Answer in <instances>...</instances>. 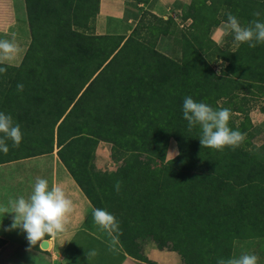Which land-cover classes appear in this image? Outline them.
<instances>
[{
	"label": "trees",
	"instance_id": "1",
	"mask_svg": "<svg viewBox=\"0 0 264 264\" xmlns=\"http://www.w3.org/2000/svg\"><path fill=\"white\" fill-rule=\"evenodd\" d=\"M24 1L30 43L18 66L0 65L7 68L0 73V111L19 123L23 139L18 147L7 141L9 151L0 152V164L57 148L93 208L116 217L119 230L112 234L133 258L137 241L150 235L179 242L181 248L180 242H188L204 255L223 243L230 257L246 252L243 243L258 239L257 250L250 252L264 264V145L203 148L200 127L189 131L182 111L186 96L229 108V126L242 132L233 114L242 113L237 99L243 92L264 94V44L236 47L230 41L223 48L209 33L228 13L242 25L264 21V0H192L186 15L189 36L174 39L176 58L149 45L150 36L155 40L174 32L164 26L171 19L155 18L157 25L144 26L148 42L135 37L136 26L120 46L124 38L79 31L98 13L99 0ZM257 11L259 17L253 15ZM221 61L216 72L214 64ZM172 124L179 154L165 162ZM99 141L112 144L116 162L117 154L128 158L93 188V197L70 161L84 170V159ZM137 153L153 159L150 170L142 169ZM4 243L0 239V247Z\"/></svg>",
	"mask_w": 264,
	"mask_h": 264
},
{
	"label": "crops",
	"instance_id": "2",
	"mask_svg": "<svg viewBox=\"0 0 264 264\" xmlns=\"http://www.w3.org/2000/svg\"><path fill=\"white\" fill-rule=\"evenodd\" d=\"M125 1L100 0L98 23L103 26L107 19L109 21L126 17L130 12ZM12 33L16 34L20 52L15 60L6 65L17 66L30 43L24 0H0V39L10 40ZM106 149L98 145L97 155H102ZM37 178L47 179L50 187L53 182L61 185L76 206L75 212L70 215L67 231L55 239L45 237L44 241L32 247L21 230L8 231L12 215L0 214V239L5 242L0 247V263L3 255L5 263L21 264L26 257L22 253L25 251L31 253L36 262L31 264H183V257L179 252L159 245L144 251L137 259L128 255L112 233L109 234L95 223L93 206L54 152L0 164V204H7L8 200L19 196L27 198ZM44 243L46 248L42 247ZM10 244L19 245L6 252V245ZM92 250L96 255L88 259L86 251Z\"/></svg>",
	"mask_w": 264,
	"mask_h": 264
},
{
	"label": "clouds",
	"instance_id": "3",
	"mask_svg": "<svg viewBox=\"0 0 264 264\" xmlns=\"http://www.w3.org/2000/svg\"><path fill=\"white\" fill-rule=\"evenodd\" d=\"M259 17V11L253 13ZM217 32L223 36L232 35L233 45L247 43L255 48L257 44H264V21L254 19L247 25H242L232 13L227 14V20L221 23ZM11 39H0V65L10 64L20 52L16 43V34H11ZM222 63V61H221ZM6 67H0V73H5ZM220 73H217L219 75ZM24 85L17 84V91L22 92ZM183 118L188 122L189 131L199 126L201 136L199 138L203 148H211L223 151L226 147L235 149L245 140L246 134L229 126L232 111L229 108H213L205 102H197L191 96H186L183 101ZM23 139V133L19 123L14 122L11 114L0 111V152L7 154L8 140L13 146H19ZM178 151H169L166 158L173 160ZM122 181H116L114 187L120 191ZM76 206L68 198L65 189L53 182L51 187L44 178H37L31 194L25 198L19 196L8 200L7 204H0V214H11L12 223L8 231L16 229L26 234L28 243L32 247L44 241L45 237L55 239L67 231L70 223V215L75 212ZM93 219L103 230L111 234L119 230V222L116 217L105 209H94ZM31 251V248L29 249ZM88 259L96 255L94 250L86 251ZM259 257L252 253L242 252L239 256L220 258L217 264H258Z\"/></svg>",
	"mask_w": 264,
	"mask_h": 264
},
{
	"label": "rangeland",
	"instance_id": "4",
	"mask_svg": "<svg viewBox=\"0 0 264 264\" xmlns=\"http://www.w3.org/2000/svg\"><path fill=\"white\" fill-rule=\"evenodd\" d=\"M191 1L192 0H126L125 3L130 12L126 17L116 20L110 19L109 21L107 19L105 20V25L102 26L97 21L99 13L98 8V13L90 17L83 28H79V31L86 35L110 36L115 38L116 41H120L124 38L120 45L122 46L123 42L136 29V26L139 30V33L135 37L139 38L140 41L141 38H145V40L147 41V31L145 29L146 27L144 26H149V24L157 25L155 18L163 20L171 19L174 24L170 23L164 26L168 27L171 32L174 30V32L172 34L168 33V35L157 37L155 38V40L150 36L149 45H153L155 49H157L164 55L176 58L177 53H175L176 46L174 39L181 37V35L183 34H185L187 37L189 36L188 26L190 25L191 21L189 19H186V15ZM220 26L221 24L211 30V32L209 33L210 38L216 44L223 48H225V46L230 41L231 45L234 46L232 35L229 34L227 36H223L217 32V29ZM15 64H17V62H15ZM220 64L221 62L218 64H214V70L216 72L221 69L222 66ZM237 100L241 104L242 113L233 114L235 127L240 126V123H242L243 125L240 126L241 131L242 133L246 134V138L241 145L246 142H250V145L254 146L255 148L262 147L264 145V94H257L256 90L252 89L246 94H244L243 92V94L240 95L239 99ZM176 133V126L172 124V137L169 141L168 148L164 156L165 162L172 159L171 157L166 158L169 151L179 152L176 142ZM98 145L107 148L102 152V155H97L96 153ZM53 152L57 155V148H55ZM97 158L98 160H96ZM127 158L128 157L125 155L117 154L115 156V159L119 160V162H116L114 160V157L112 156V144L99 141L92 153L84 159V170L76 166V161H70V163L73 170L80 179L81 184L85 188H87V190L94 197L93 188H97V186L102 183L103 180L107 179L110 173L114 172L118 166L122 164L124 165V162L127 160ZM137 158L139 159L140 165L144 171H148L152 168L153 159L149 155L145 153H137ZM137 243L139 246L138 251H133V253L135 254L134 256L137 258H140L139 256L144 254V251H149V249L157 245L179 252L183 257V264H217L218 259H226L230 257L228 247L223 243H219L217 245H219L220 248L222 247L226 249L220 250V248L216 245L213 249V254H210L211 252H209L206 253L207 255L201 254L200 251H197L193 247L191 248L188 242H180L185 244L183 245L184 248L188 249V247H190V249L187 250L189 251L188 254L186 251H184V248L178 246L179 242L172 241L168 243L161 240L155 235H150L144 241L138 240ZM258 243H260V240L258 239L252 240L251 242H245L242 244V248L248 253H251L252 251L255 252L258 248ZM81 244L84 245V243ZM18 245L19 244L6 245L5 250L6 252H8V250H14L18 248ZM260 250L264 251V248L262 247ZM24 252L25 251H23L22 253L25 254L26 257H24L21 264L36 263L33 260V257L30 255L31 253ZM1 258L2 261L0 264H7L5 263L3 255ZM6 261H9V259Z\"/></svg>",
	"mask_w": 264,
	"mask_h": 264
},
{
	"label": "water",
	"instance_id": "5",
	"mask_svg": "<svg viewBox=\"0 0 264 264\" xmlns=\"http://www.w3.org/2000/svg\"><path fill=\"white\" fill-rule=\"evenodd\" d=\"M42 247H43V248H46V243L42 244Z\"/></svg>",
	"mask_w": 264,
	"mask_h": 264
}]
</instances>
